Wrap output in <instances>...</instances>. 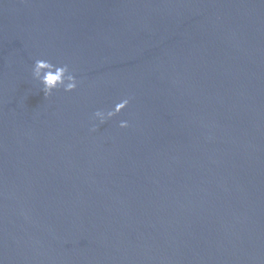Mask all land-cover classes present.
I'll return each mask as SVG.
<instances>
[{"label": "water", "instance_id": "95a60500", "mask_svg": "<svg viewBox=\"0 0 264 264\" xmlns=\"http://www.w3.org/2000/svg\"><path fill=\"white\" fill-rule=\"evenodd\" d=\"M0 264H264V0H0Z\"/></svg>", "mask_w": 264, "mask_h": 264}, {"label": "clouds", "instance_id": "9594fccd", "mask_svg": "<svg viewBox=\"0 0 264 264\" xmlns=\"http://www.w3.org/2000/svg\"><path fill=\"white\" fill-rule=\"evenodd\" d=\"M33 78L39 81L43 85V94L45 99L50 98L53 92L59 89H63L65 92L71 93L77 90L78 81L75 75L72 74L68 66L57 67L53 64L37 60L32 70ZM129 105V100L124 99L117 105L113 111H108L107 114L97 111L94 115L98 118L101 124L106 120H110L115 116L123 112ZM121 128H128L129 125L126 122H121L119 125ZM96 129H93L95 131Z\"/></svg>", "mask_w": 264, "mask_h": 264}]
</instances>
